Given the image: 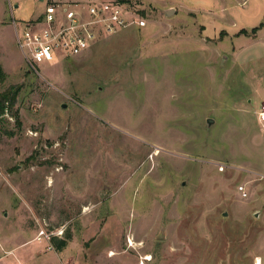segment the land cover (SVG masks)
Returning <instances> with one entry per match:
<instances>
[{"label": "rangeland", "instance_id": "1", "mask_svg": "<svg viewBox=\"0 0 264 264\" xmlns=\"http://www.w3.org/2000/svg\"><path fill=\"white\" fill-rule=\"evenodd\" d=\"M63 1L0 0V264H264V0H121L37 73L15 23Z\"/></svg>", "mask_w": 264, "mask_h": 264}, {"label": "built area", "instance_id": "2", "mask_svg": "<svg viewBox=\"0 0 264 264\" xmlns=\"http://www.w3.org/2000/svg\"><path fill=\"white\" fill-rule=\"evenodd\" d=\"M125 5L120 0L49 3L43 15L28 22L22 32L15 23L18 47L30 69L38 73L42 64L81 55L102 37L134 25L144 27L146 20L137 17L136 11H129ZM258 118L264 123V103ZM239 189L247 196L244 186ZM39 236L51 238L45 231Z\"/></svg>", "mask_w": 264, "mask_h": 264}, {"label": "trees", "instance_id": "3", "mask_svg": "<svg viewBox=\"0 0 264 264\" xmlns=\"http://www.w3.org/2000/svg\"><path fill=\"white\" fill-rule=\"evenodd\" d=\"M261 26H264V22H262ZM5 77H6V73L3 70V68L0 66V82L3 81ZM17 96H18V91L13 89H8L0 94V114H3L5 112V110L8 108L7 105H9L10 102L13 103L16 100ZM54 239L56 240V238ZM66 245H67V240H58V244H57L58 249H63Z\"/></svg>", "mask_w": 264, "mask_h": 264}, {"label": "bare ground", "instance_id": "4", "mask_svg": "<svg viewBox=\"0 0 264 264\" xmlns=\"http://www.w3.org/2000/svg\"><path fill=\"white\" fill-rule=\"evenodd\" d=\"M133 240H134V239H133ZM130 243L133 244L132 240H130ZM149 259H151V256H150V255L144 257L142 264H146L145 261H146V260H149ZM258 264H262L261 261H260V259H258Z\"/></svg>", "mask_w": 264, "mask_h": 264}, {"label": "water", "instance_id": "5", "mask_svg": "<svg viewBox=\"0 0 264 264\" xmlns=\"http://www.w3.org/2000/svg\"><path fill=\"white\" fill-rule=\"evenodd\" d=\"M173 10V8H170L169 10H167V14H170ZM209 122H212V119H210Z\"/></svg>", "mask_w": 264, "mask_h": 264}, {"label": "crops", "instance_id": "6", "mask_svg": "<svg viewBox=\"0 0 264 264\" xmlns=\"http://www.w3.org/2000/svg\"><path fill=\"white\" fill-rule=\"evenodd\" d=\"M78 1H79V0H78ZM80 1H81V0H80ZM85 1H88V0H85ZM62 2H65V1L62 0ZM67 2H68V1H67ZM67 2H66V3H67ZM74 2H77V1H74ZM69 3H70V2H69ZM43 13H44V12H43ZM43 13H42V15H43ZM42 15H41V16H42ZM41 16H40V17H41Z\"/></svg>", "mask_w": 264, "mask_h": 264}]
</instances>
